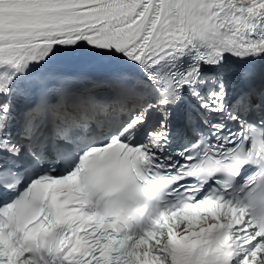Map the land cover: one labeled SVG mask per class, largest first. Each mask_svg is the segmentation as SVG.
Returning <instances> with one entry per match:
<instances>
[{
  "label": "snow or ice",
  "instance_id": "1",
  "mask_svg": "<svg viewBox=\"0 0 264 264\" xmlns=\"http://www.w3.org/2000/svg\"><path fill=\"white\" fill-rule=\"evenodd\" d=\"M0 264H264V0H0Z\"/></svg>",
  "mask_w": 264,
  "mask_h": 264
},
{
  "label": "bare ground",
  "instance_id": "2",
  "mask_svg": "<svg viewBox=\"0 0 264 264\" xmlns=\"http://www.w3.org/2000/svg\"><path fill=\"white\" fill-rule=\"evenodd\" d=\"M78 68L80 69H84L85 73H78L76 72V69L72 74H75V75H82V74H88V73H91V72H94L96 71V69H94L92 66H89V65H83V64H76ZM78 73V74H77Z\"/></svg>",
  "mask_w": 264,
  "mask_h": 264
}]
</instances>
